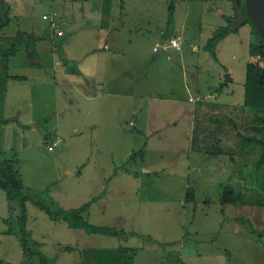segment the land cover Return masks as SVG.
Instances as JSON below:
<instances>
[{
    "label": "rangeland",
    "instance_id": "rangeland-1",
    "mask_svg": "<svg viewBox=\"0 0 264 264\" xmlns=\"http://www.w3.org/2000/svg\"><path fill=\"white\" fill-rule=\"evenodd\" d=\"M102 1L112 9L109 18L98 15L100 0H0V116L16 119L0 123V159L12 161L24 186L54 201L55 207L68 210L92 201L84 214L89 223L142 234L130 238L89 234L63 220H51L29 201L32 249L45 255L49 264H264V208L217 201V182L225 179L219 167L223 157L216 155L214 165L208 166L202 149L206 146L202 141L225 137L218 145L236 151V164L247 170L241 184H247L252 157L237 154L244 146L237 133L240 126V134H253L254 114L243 100L235 135V126L229 124L217 136L199 132L195 135L199 146L192 144L190 128L186 135L172 134V123L196 105L189 98L197 96L206 106L221 98L243 99L247 66L264 67L251 55L255 30L247 25L228 35L216 45L215 59L206 45L217 29L236 17L231 0ZM5 18L10 22L2 26ZM74 18L75 24L66 26V19ZM18 34L44 39L31 46L16 43L12 56L13 46L5 40ZM177 37L182 43L174 49L170 40ZM112 43L122 45L126 53L120 94L109 87L113 72L109 77L107 72L106 87L86 84L93 78L90 73L97 80L103 77V57L89 61L82 71L77 65L85 51ZM206 116L208 126H216ZM226 118L233 117L227 113ZM131 122L137 128L130 127ZM134 153L133 162L126 165ZM175 166L186 170L195 204L183 190L186 178H169ZM127 170L139 172V178L126 175ZM168 181L176 186L171 193L164 187H170ZM120 187L125 188L121 193ZM208 196L212 203L206 205ZM9 207L0 190V264H39L28 262L19 238L9 234L19 212L12 213ZM236 217L238 224H227ZM115 245L132 252L120 256ZM186 245L196 257L181 254Z\"/></svg>",
    "mask_w": 264,
    "mask_h": 264
},
{
    "label": "trees",
    "instance_id": "trees-1",
    "mask_svg": "<svg viewBox=\"0 0 264 264\" xmlns=\"http://www.w3.org/2000/svg\"><path fill=\"white\" fill-rule=\"evenodd\" d=\"M124 3V0H121ZM233 2L236 17L228 19V25L217 29L215 35L208 41L206 48L210 54L217 59L215 53L216 45L223 41L228 35L239 33L240 29L244 26H251L255 30V37L252 38L250 43V50L252 57L264 60V41L256 30L253 22L251 21L245 0H231ZM7 13L4 12V14ZM174 6L169 7V20L173 18ZM6 19V18H5ZM10 20L6 19L2 26L9 24ZM43 36H30L27 34H18L15 38L7 39V44H12L11 55L16 54V43H26L31 46L36 41L43 40ZM11 79L24 80L23 77L8 75ZM244 107L254 114L253 132L250 136L240 135L243 143V148L237 152L240 158L252 157L250 173L251 177L247 184H241L242 178L247 174L244 167L236 164V151L224 150L221 146L206 145L203 147V155H206L208 166L215 163L216 155L219 158L220 173L225 177L223 181L217 182L218 192L217 201L222 205H240L250 207L264 208V68L260 65L251 63L247 66L246 81L244 83ZM16 119H5L0 116V123H11ZM198 145V144H195ZM199 146V145H198ZM212 160H214L212 162ZM210 164V165H209ZM234 174H237V179H234ZM239 180V181H238ZM0 190L5 191L10 211L13 213L18 209V215L15 217L14 227L9 231V234L16 235L19 240L25 257L28 262H37L39 264H49L48 259L41 252H36L32 249L31 236L27 230L28 212L27 202L31 201L36 206L43 209L51 220L67 222L68 226L73 229H82L89 234H100L104 236L120 237L125 236L124 231L120 232L111 227L95 226L84 218V213L87 212L92 204L91 202L85 203L78 208L64 210L57 208L54 201L42 198L38 192L31 190L24 186L21 176L13 168L12 161L0 159ZM209 197V196H208ZM187 200L196 203L195 189L189 186L187 189ZM205 204L212 203V198L205 199ZM262 236V234H261ZM69 251L70 248H67ZM119 248L120 256L127 251V249ZM132 252V251H127ZM135 253V250H133ZM176 264H185L177 262Z\"/></svg>",
    "mask_w": 264,
    "mask_h": 264
},
{
    "label": "crops",
    "instance_id": "crops-1",
    "mask_svg": "<svg viewBox=\"0 0 264 264\" xmlns=\"http://www.w3.org/2000/svg\"><path fill=\"white\" fill-rule=\"evenodd\" d=\"M100 1H101V4H100V7H99L98 12H97L98 15H102V17L109 18L111 16V14H112V9L110 10L111 7L110 8L107 7L106 4L103 3L102 0H100ZM96 8H92V9L90 8L89 11L95 10ZM121 14H122V12H121ZM219 14L220 13L218 12V15ZM66 21H67V25L66 26L70 27L73 24H75L76 18H74L73 20L72 19H66ZM112 28H114L112 30H114V31L116 30L115 32L119 31L117 26H114ZM103 29L108 31V29H106V28H101L102 31H103ZM62 30L63 29L60 30V33L65 31V30H63V31ZM68 31H71V30H68ZM65 34H66V31H65ZM49 38H51L50 34H49ZM125 56H126V53H125L124 47L122 45L115 44V43H112L111 45H107L106 44L103 47L101 45L98 48H94L92 51H85V53L83 54V57L80 58V60H79V62L77 64L78 65V70L80 69V71H82V69L86 66V64L89 61H94V59L98 60V59H101V57H103V59L106 62L103 77L100 78L99 80H97V79L94 78V74L90 73L89 77H93V78H91L90 80L87 79L86 80V84L87 85L100 86V83H101V84H103L102 87H106V84L108 86V83H107V72H108V77H109V73L113 72L115 75H112L110 80L108 81L109 82V87H110V89L113 92H116V93L120 94L121 90L123 91L124 89H120L119 87H121V85H122V82L124 80V72L127 70V68H125V66H124V60L126 61ZM98 57H100V58H98ZM34 62H35V64L38 63V61H34ZM126 66L128 67L127 64H126ZM91 80H93V84H92ZM25 81H23V82H25ZM69 81H70V79H68V82ZM76 82H78V81L75 80L73 83L75 84ZM111 84H112V86H110ZM113 85L114 86L116 85L117 88L114 87ZM137 88L140 89L139 86ZM81 90L87 96L89 95V93H87V87H84ZM138 93H139V91H138ZM134 94H136V93H134ZM88 98L92 99V98H96V96H94V97L89 96ZM195 98H199V97L196 96ZM195 98H193V99H195ZM217 98H221V97L219 96ZM232 98H234V96L233 97H229V98H221L223 100L220 99L219 103L211 104L209 106H206V104H202V99L201 98H199L200 101H190L191 98H189L188 101L190 103H193V105L194 104H196V105L194 107L188 108V113H187L186 117H183L181 115V116L178 117V121L172 123V124H175V125H173V130H172V134L174 135V138L183 136L184 134L186 135V129L190 128V130L192 131V141H193L192 144L195 146V144H200L201 143V140L198 139L197 137H195L196 134L201 132L202 134H209L210 133V134H214V136H217L218 134H222L223 132H225L223 130L225 129L226 124L235 126L234 127V135H235L236 128H237L236 127V121L238 122V125L241 122V114H242V111H243L242 105H243L244 97H243V99H242V97H240L236 101H232L231 100ZM226 112L229 114V117H233V118H226V114H227ZM205 115H207V116L210 115L208 118H211V122L214 123L216 126L212 125V126L209 127L208 124L206 123L205 118H204ZM204 121H205V123H204ZM100 123H101V120H100ZM130 127H134V128L136 127L137 128V126H136V124L134 122L130 123ZM140 128H141V130H143L142 127H140ZM238 128H239L238 129L239 132L237 133V135H238V138H240V135H241L240 134V130H241L240 126ZM217 137H219V139H221V140H225V137H220V136H217ZM219 139L213 138L212 143H210L209 141H202V142L205 143V145H214V146L217 147V146H219L218 144H220L221 142L225 143V141H221ZM49 147H51V146H49ZM49 147H48V150H49ZM49 151H54V150L52 149V150H49ZM131 152L132 151H130L128 154H131ZM174 152H178V151L176 150ZM134 157H135V153L133 155H131L130 158H127V162H125L126 165H129L130 163H132L133 161H131V160H133ZM144 159H145V157H144V155H142L140 161L142 160V162H143ZM188 166L190 167V165H188ZM77 167H78V165H77ZM183 168L184 167H180V169H179L178 167L175 166L174 169H171L172 173L170 172L171 174H169L170 175L169 178H172L173 180L175 178H177V177L186 178V183H185V185L183 187V190L186 192L187 189L190 186V179H189V176H188L186 170L183 169ZM127 171L128 172H125V173H127L126 175H129L132 178H139V174H140L139 172H136V174H134L133 172H131L129 170H127ZM187 171L190 172V169H188ZM202 173H204V171ZM205 173L207 174V172H205ZM77 174L78 173H71V176H75ZM168 184H169L170 187H168L167 185H164V187L166 188V191L171 193L174 190H176L174 188V187H176L175 184L172 185L171 181H168ZM159 188H160V190H163L162 185H160ZM124 190H125L124 187H120L118 189V192L121 193ZM180 203L182 204L183 201H181ZM149 205H151V203ZM229 220H230V222L227 223V224L231 225V224H238L240 219L238 217H236L234 219H229ZM230 231L231 232L234 231L235 235L238 234L236 229H230ZM249 232L252 233V230L250 229ZM125 233H126L125 238H130V237H133V236H137L138 234H142L141 232L133 230V229H128V230L125 231ZM131 233H134V235H132ZM135 233H137V234L135 235ZM115 238H118V237H115ZM114 248L117 251L119 249V247H117L116 245L114 246ZM128 249H131V248H128ZM181 254H183V255L186 254V256H188V258L196 257V256H194L195 251L190 245H186L185 248H182L181 249ZM185 264H189L188 261L185 262Z\"/></svg>",
    "mask_w": 264,
    "mask_h": 264
},
{
    "label": "water",
    "instance_id": "water-1",
    "mask_svg": "<svg viewBox=\"0 0 264 264\" xmlns=\"http://www.w3.org/2000/svg\"><path fill=\"white\" fill-rule=\"evenodd\" d=\"M245 3L250 19L264 41V0H245ZM3 9L4 11L6 10L5 5H3ZM6 16L5 13V17ZM160 53H162V50H160ZM173 59L176 60V57L174 56ZM259 60L264 63V60ZM226 79H230V76L227 75Z\"/></svg>",
    "mask_w": 264,
    "mask_h": 264
},
{
    "label": "built area",
    "instance_id": "built-area-1",
    "mask_svg": "<svg viewBox=\"0 0 264 264\" xmlns=\"http://www.w3.org/2000/svg\"><path fill=\"white\" fill-rule=\"evenodd\" d=\"M44 19H48V16H44ZM181 43L182 42H181L180 37L172 38L170 40V46L174 49L180 48ZM160 50H162V48H157V47L154 48L155 52H160ZM190 101H200V99L199 98H195V99L191 98ZM49 150H52V147H49Z\"/></svg>",
    "mask_w": 264,
    "mask_h": 264
},
{
    "label": "flooded vegetation",
    "instance_id": "flooded-vegetation-1",
    "mask_svg": "<svg viewBox=\"0 0 264 264\" xmlns=\"http://www.w3.org/2000/svg\"><path fill=\"white\" fill-rule=\"evenodd\" d=\"M4 12H6V10Z\"/></svg>",
    "mask_w": 264,
    "mask_h": 264
}]
</instances>
